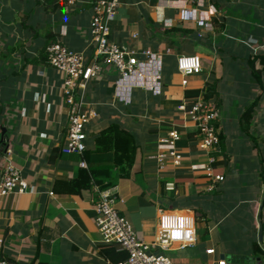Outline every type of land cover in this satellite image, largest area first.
<instances>
[{"label":"crops","instance_id":"crops-1","mask_svg":"<svg viewBox=\"0 0 264 264\" xmlns=\"http://www.w3.org/2000/svg\"><path fill=\"white\" fill-rule=\"evenodd\" d=\"M42 1L0 0V172L11 165L28 184L23 193L0 197V258L17 264H115L121 250L101 240L92 186L79 187L77 181L76 191H65L67 183L76 188L84 167L62 150L49 161L51 149L64 143L65 106L62 76L39 53L59 41L90 58V0H75L52 13L44 11ZM183 2L122 0L109 38L148 49L160 62L151 65L153 77L143 80V88L103 66L82 92L92 112L85 143L92 146L110 122L134 135L128 176L105 189L145 240L153 238L162 211L193 218L196 242L169 248L182 251L177 264H217L222 258L227 264H264V67L254 65L262 68L259 86L247 65L254 52H264V0H196L190 8L208 18L210 30L179 19L175 7ZM193 54L200 58L201 72L183 78L176 60ZM207 80L216 81L215 126L224 153L219 145L199 150L194 124L177 109L202 96ZM253 104L244 132L239 117ZM169 128L180 133L176 147L182 160L159 168V141ZM207 166L223 180L209 178ZM209 248L213 254L205 252Z\"/></svg>","mask_w":264,"mask_h":264},{"label":"built area","instance_id":"built-area-1","mask_svg":"<svg viewBox=\"0 0 264 264\" xmlns=\"http://www.w3.org/2000/svg\"><path fill=\"white\" fill-rule=\"evenodd\" d=\"M64 6H72L75 0H58ZM196 0H184L182 5L176 6L181 21L195 20L199 27L210 30L211 23L205 16L197 17L190 8ZM91 18L89 21V36L92 44V55L87 57L82 52L73 51L59 41H51L45 46L49 66L62 76L61 92L65 106V137L62 144L64 153H80L86 147L85 127L90 122L92 112L86 107L83 90L88 83L96 81L108 65L124 79L133 78L142 88L145 78L153 77L152 64L158 65L160 56L148 49H135L109 38L110 23L115 19L122 0H90ZM251 48L256 49L258 44L250 40ZM185 61V67L181 65ZM176 67L183 78L201 72V61L198 55H180L176 60ZM152 71H151V69ZM156 77V76H155ZM185 83V79L183 80ZM154 91L159 86L153 87ZM177 109L184 112L188 120L195 127L196 145L199 150L209 152L216 149L219 144L218 130L215 122L219 118V110L215 104L205 101L202 96L194 98L189 103H182ZM180 133L175 128L167 130V136L159 142L163 147L157 154L156 160L159 168L164 162L170 161L177 166L182 160L181 153L176 147ZM214 161L209 158V165ZM86 167L84 161L79 162ZM206 175L213 181H222V175H214L210 166L206 167ZM171 185V187H169ZM173 184L167 183L166 188L172 189ZM28 184L20 177L18 170L11 165L5 166L0 172V197L11 193H23ZM91 202L95 211L94 223L104 243L116 244L126 257L115 264H177L159 251L169 249L171 246L185 248L196 242V231L192 217H187L173 211H162L157 218V226L151 240H145L135 231L130 222L115 208V199L107 189L92 186ZM180 218L184 221L179 229L180 236H171V229L163 228V219ZM213 254L214 249L205 251ZM0 264H17L15 261L0 258ZM217 264H227L222 258Z\"/></svg>","mask_w":264,"mask_h":264},{"label":"trees","instance_id":"trees-1","mask_svg":"<svg viewBox=\"0 0 264 264\" xmlns=\"http://www.w3.org/2000/svg\"><path fill=\"white\" fill-rule=\"evenodd\" d=\"M228 1V0H227ZM45 12H55L62 8L63 4L58 0H43L41 2ZM52 40V39H51ZM45 45L42 47L41 55L42 59L46 61ZM257 52V51H256ZM247 59V65L251 76L257 82L259 86H262V68L256 69L255 63L264 67V52L256 53ZM89 58H87V61ZM37 63L36 59L30 60ZM198 92V91H197ZM196 93V91H194ZM202 98L205 101L213 99L215 105L218 107V91L216 90V81L207 80L202 90ZM255 104L250 105L240 115L239 121L241 129L245 132L250 123L251 114ZM216 125V122H215ZM219 136V147L223 153L224 145L223 140ZM136 141L134 135L116 122H110L100 133L93 139L92 146H87L80 153H68L72 157L77 158L79 161H84L86 167L80 171L77 176L76 188L67 183L65 191H76L77 181L79 187H89L96 185L99 189H105L113 186L117 180L121 177H126L129 174L130 168L134 161L136 151ZM61 153L60 146L51 149V155L49 161L53 160V157ZM76 189V190H75ZM60 190V189H56ZM107 244V243H106ZM109 244V243H108ZM113 247V245H112ZM115 249V247H113ZM126 257L124 251L119 252L118 261L123 260Z\"/></svg>","mask_w":264,"mask_h":264},{"label":"clouds","instance_id":"clouds-1","mask_svg":"<svg viewBox=\"0 0 264 264\" xmlns=\"http://www.w3.org/2000/svg\"><path fill=\"white\" fill-rule=\"evenodd\" d=\"M181 66L185 67V61ZM169 187H171V185H169ZM183 224L184 221L180 218L170 219L168 217H164L162 226L165 229H171V236L174 238H178L181 234L179 229L183 227Z\"/></svg>","mask_w":264,"mask_h":264},{"label":"rangeland","instance_id":"rangeland-1","mask_svg":"<svg viewBox=\"0 0 264 264\" xmlns=\"http://www.w3.org/2000/svg\"><path fill=\"white\" fill-rule=\"evenodd\" d=\"M233 226H236V225L234 224ZM159 252L164 253L165 255L169 256L172 259V261L176 263V261L179 259V254L182 251L179 249L178 250L177 249H168V250L159 251Z\"/></svg>","mask_w":264,"mask_h":264},{"label":"water","instance_id":"water-1","mask_svg":"<svg viewBox=\"0 0 264 264\" xmlns=\"http://www.w3.org/2000/svg\"><path fill=\"white\" fill-rule=\"evenodd\" d=\"M260 231H261V228H259V234H258L259 237H260Z\"/></svg>","mask_w":264,"mask_h":264}]
</instances>
